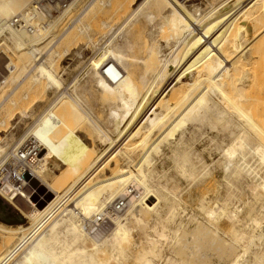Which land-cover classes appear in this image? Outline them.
I'll use <instances>...</instances> for the list:
<instances>
[{
  "label": "bare ground",
  "instance_id": "bare-ground-1",
  "mask_svg": "<svg viewBox=\"0 0 264 264\" xmlns=\"http://www.w3.org/2000/svg\"><path fill=\"white\" fill-rule=\"evenodd\" d=\"M24 1L25 0H0V35L7 32L9 35L8 41L18 55V58L16 57L17 60H14L12 57L8 56V54H5L8 61L5 65V69L1 72L3 77L0 76V97L4 96V99L10 98L17 88H19L17 87L19 85L16 84H20L21 82L23 86L26 80L30 79L33 85L38 84L39 86L42 81L46 80L47 90L49 92L55 89L58 90V88L61 89V80H59L58 75H56L54 64L52 62L48 64L47 58L44 57L46 53L43 54V52L45 49L49 48L52 50L56 38H59L56 34V27L59 24L62 25L63 21L73 16L70 9L74 8L73 6L78 0H75L74 4L73 2L69 4L68 10L60 11L61 13L59 12V15L55 13L50 14L49 11L51 10V6L48 4V0H31L28 8L18 14ZM87 1H89V6H87L88 9L80 15L81 17L88 14L92 9V4H96L99 1L101 2V0ZM134 1H136V3ZM152 1L154 2V0H151V2ZM155 1H157V6L158 4L162 5V0ZM172 1L174 3V5H172V10L166 16L164 22L159 26L161 33L167 35V37H165L167 42L165 49L151 38V41L149 40L150 43H146V46H144L145 48H143L144 53L142 57H130L120 52L121 47L119 48L116 44L115 46L118 47L120 51L117 48L118 52L115 53L111 48H108L106 56L103 54L105 57H102L101 61L99 59L100 62L95 70V76L92 74L93 77H95L94 79H96L95 82L99 85L97 88L99 87L104 93H110V97L113 95L121 102L120 107H118L120 104L117 107L114 105V108L112 106V112L110 111L114 123L112 132H103V130H100L97 123L89 119L93 122L92 127L96 130L99 141L101 140L103 143L107 144L104 150L97 151L88 134H85L87 139H84L76 132L70 130L65 133V137L62 139L55 137L51 140V138H48L45 131H52L53 127L62 121V118L55 113L57 112L55 111L56 105L52 106L55 103L53 102L51 105H48L49 107L46 106L47 109L45 108L46 110L44 112L42 111L43 113L40 112V108L38 109L41 115L39 118L37 117L38 119L36 121L34 120L30 132L20 139V144L19 146L17 145L18 147H16L15 151L11 152L10 150L12 148L8 153L5 151L6 155L3 156L6 157H2L4 158L3 160L6 161V165H1L3 160L0 161V198L3 199L7 205L13 206L18 210L29 220L30 225H21L13 228L0 224L1 239L7 244H12L14 242L5 252L0 253V264H8L10 258L14 257L13 255L19 252H21L22 255V258L19 256L21 261H15L13 264H110L106 259L100 262L97 260L98 263L92 259V256L89 261L86 260V257L85 260H82L84 254L87 252V244L90 245V248L93 249L96 254L97 252L100 254L101 251H104L105 253H110V256L116 259L115 261L121 262L123 260H130L132 258V247H137L138 245L136 242L130 244L132 246H125L124 244L126 242L129 243L133 237L134 228L145 222L144 214L149 213L156 221H160L164 217H167V221L169 220V222L177 223L178 217L185 212L179 213L180 204L178 203L175 206H168L169 197L165 194L167 193L165 192L166 187L160 186L161 184L155 185L153 183L154 178H156L154 176H158L156 173L157 171L151 170L149 167V172L147 171V174H143L135 169L134 160L130 155L132 152L136 151L137 148L134 142L142 139L146 143L148 141L146 129L155 124L156 121L162 120L167 116L160 117L161 114L155 112L152 117L149 118V122L143 124V121L139 118L141 115V103L147 101L148 97L158 95V103L162 111L174 110L171 109L168 103L170 98L166 97L168 100L163 103L162 91L164 92V89H167V91L171 93L170 96L173 97H177L178 95L181 96L183 94L182 92H184V89L181 88H184L185 86L183 87L182 85L186 84V82L183 81L185 80V70L176 66H172L170 70L167 67V63L170 58L183 48H192L193 44H191V38L195 31L189 26L191 21L190 18L195 19L194 16L204 15V18L208 21H214L218 25L216 27L212 26V31L217 29V27L222 28L224 37L228 41L230 39V34L236 33L235 31L238 29L237 24L241 22H243L241 24H244L245 21L243 18L246 14L248 15L250 9L256 5L264 6V0H223V2L217 4L218 6H211L204 10L198 8L194 11H190L189 9H192H188L190 4L188 6L186 4L190 0ZM133 2L135 6L139 0H133ZM144 3L145 0L141 5L133 9L132 13H129L131 14L130 17L132 20L134 19V22L130 21L134 23L133 25L136 23L135 19L138 21L142 17L150 21L153 20V14L145 13ZM109 4L110 2H108V5ZM125 4H127L125 0H118L117 5L118 7L120 6L121 10ZM156 4L153 3V5ZM123 9L125 10V7ZM28 12H31V17H28L25 22L27 25L34 27L33 32H30L29 29L24 27L15 28L10 26L12 18L26 15ZM216 14H219L218 18ZM44 18H47L49 21L44 22V24H41V22H39V24H37L38 22L36 23L38 20H42L43 22ZM126 18L128 17L126 16ZM64 23V25H66L67 21ZM197 23L198 22L195 21V24ZM248 23L249 22L246 21V25ZM103 25L107 26L106 29L109 30L106 22L105 24L103 23ZM109 26L111 27V25ZM111 28L110 30L113 32L114 30ZM69 35H71V33ZM218 39L220 40V36ZM238 39L240 41L239 50L241 52L247 51L250 39L244 41L242 34ZM58 41L57 43L60 42ZM205 48H207L208 53L204 51L203 60L207 58V54H210V48L208 46ZM239 50H231L233 58L238 54L237 52ZM56 54L59 55V52ZM234 61L235 60H233V62ZM233 64L236 65L235 62ZM183 82L185 84H183ZM196 84H198V82ZM36 85H34V87H36ZM188 85L189 84H186V87ZM12 86L13 89L11 88ZM192 86L195 85L191 83L189 87ZM189 87L187 89H189ZM237 90L236 93H239ZM63 92L57 91L58 94L61 93L59 96H61ZM186 95L183 96L186 98ZM28 97L29 96L25 94L24 98L28 99ZM242 97L243 95L240 93L239 98L242 99ZM71 98L72 97H70V100ZM202 98L204 99L205 96L202 95ZM30 101L33 103V99ZM196 102L197 106H199L198 101ZM200 103L202 104V102ZM207 103L209 106V101ZM189 106H191V104ZM196 107L191 106L189 110L187 109L188 113L191 115L196 113L195 111L199 109ZM204 108H206V106ZM214 108L216 107H212L211 110L208 109L210 113H212V109ZM235 109L236 107L234 111ZM237 109L236 111H238V113L242 111ZM79 110L86 114L84 109L79 108ZM172 111L170 112L172 113ZM25 112L26 111L20 112V114H25ZM221 112L224 113L223 111ZM109 113L108 116L110 117ZM180 114V118H182L184 114L182 112ZM209 115L210 114H208V117ZM14 116L15 115L10 111L7 118L13 117L14 120ZM238 116L240 117V115ZM243 116L246 115L244 114ZM21 117L23 118V114ZM248 117L246 116L248 121L246 124H250V128H256V125H254L253 121ZM217 118H219L218 115ZM221 118L223 117L221 116ZM10 120L11 119H9V121ZM221 120L226 119L224 117V119ZM185 121H188L187 118ZM0 124L3 126L6 125L5 117L4 121H0ZM249 131H238L240 133L235 131L237 134L232 135L231 141L229 140L230 143H227L222 152L224 157L223 165L225 171L232 177V185L236 187L237 181L239 182L238 179L241 178L242 184L247 186L246 188L253 190L251 192L254 194V201H251L250 198V201H248L249 203L245 202L244 204L242 203L243 201L239 199V201H236V198L232 194V197L226 198L227 201L218 198L216 204L214 202L215 205L207 206V198L202 199L199 208L202 212L204 211L206 213L205 215L208 216L209 222H201L195 216L189 215L190 218L187 217L188 222L186 224L181 220L182 222L177 224V228L175 227L176 229L170 230L174 235L172 237L173 242L170 245L171 251L173 254L177 255L179 259L178 257H176V259L168 258L165 264H264V229L261 228L260 225L264 220V206H256L258 203L261 205V201L264 198V143L262 141L259 142V140L258 142L252 140ZM257 132L258 135L261 133L264 138V133L261 130ZM85 135H83V137H85ZM53 142H56V144ZM166 142H168V140ZM190 142L191 141L186 140V138H181L178 143H176L175 147L173 146L170 158L175 165L173 167H176L177 171H179L178 173L181 174L183 178H191L188 179L190 181L194 179V183L196 179L199 180L197 177V175H199L198 173L204 169H208L209 166L206 165L205 162L203 163L202 159L198 156V152H194L198 154L196 157L194 156V158L197 159L199 166L196 165L197 163L195 164V162H193V150L191 149ZM141 143L142 142H140V144ZM1 151L4 150H0V154H2ZM59 163L67 168L61 175L59 174L57 179H55L56 181L52 183L48 178V174L52 169V167L50 169V166L54 164L57 166ZM108 171L111 173L110 177H106L105 183L101 188L95 189L92 176L102 173L106 175ZM205 173L207 174L208 172L205 171ZM203 175H200L202 178L199 176L201 178L200 180H203L209 173L204 175V177ZM36 180L39 182V187L43 186L47 189V192L42 194V199H47L52 195L46 205L41 201L35 202L31 200L27 195L28 189L33 187ZM235 190L239 191L238 189ZM233 197L235 198L233 199L234 202H232ZM21 199H25V201L29 203L30 208L28 207V210L23 209L20 204H18ZM69 202L70 205H67ZM164 203L167 205L163 206L162 204ZM238 203H242V205H238ZM165 213L166 215H164ZM183 217L185 216H182V218ZM93 220H95L99 226L95 232H91L87 227L90 221ZM106 220L107 224L103 225V222ZM223 223L228 224L229 227H223ZM164 230L161 232L160 237L166 238L167 232ZM149 244L153 245L154 242L152 243L151 241ZM158 244L159 243L150 246L148 252L159 253L160 246ZM96 254L94 256H96ZM144 257L145 255L143 258ZM109 258L110 257H108V259ZM149 260L151 259L147 258L144 262L141 261L140 264H153Z\"/></svg>",
  "mask_w": 264,
  "mask_h": 264
},
{
  "label": "rangeland",
  "instance_id": "rangeland-1",
  "mask_svg": "<svg viewBox=\"0 0 264 264\" xmlns=\"http://www.w3.org/2000/svg\"><path fill=\"white\" fill-rule=\"evenodd\" d=\"M71 1L74 4L75 0H70L69 2ZM30 2L31 0H25L24 4L22 5V8L18 11V14L21 11L28 8ZM108 2H110L109 5ZM126 2L127 4L124 5L125 10L123 9L124 7L121 10L120 6L118 7L119 4L117 5L118 0H101V2L99 1L96 4H92L93 5L92 9L84 17H81L80 15L88 9L87 6H89L88 5L89 1L78 0L75 2L73 6L74 8L70 9L73 16L70 17L69 19L67 18L68 20L63 21L62 25L59 24L56 27V34L58 35L59 38H56L55 40L56 42L55 41L54 42L57 46L53 44L52 50H50L49 48V49H45V51L43 52V54L46 53L44 57L47 58L48 64H50V62L54 64V69H56L55 71L56 75H58L59 80H61L60 81L61 89L58 88V90L60 92H63L64 90L63 92L64 95L62 94L61 96H59L61 93L58 94L57 93L58 90L56 89H55L56 92L55 90L49 92L47 90L46 80L42 81L41 82L42 85L40 84V86L38 84L37 85L34 84L36 85V87H34L33 82L30 79V80H26L23 86L21 82H20L21 85L16 84L19 85L17 86L19 88H17V90L13 93L12 96H10V98L4 99V96L0 97V111H1L0 121H4V117L6 120V125L3 126L0 124V150L2 149L4 150L1 151L2 154H0V159H1L0 161L4 159L3 157H6L3 155H6V152L8 153V151L11 148H12L10 150L11 152L15 151L16 147H18L20 144L19 143L20 139L24 135L29 133L30 130L32 129L31 126H33L34 120L36 121L41 115V113H43L47 109L46 106L49 107L48 105H51L53 102L55 103L52 106L56 105L55 108L56 109L58 108L57 110L55 109V111H57L55 113L57 116H60L62 118V121L61 123L56 124L55 127H53L52 131L50 132L45 131L46 136L48 138H51V140L54 139L55 137L62 139L63 137H65V133H67L70 130L76 132L80 137L84 139L85 138L87 139L85 134H88V136L92 140V143H94L95 149L97 151L98 150L102 151L106 148L107 144L103 143L101 140L99 141L96 130L92 127L93 122H91V120L97 123L98 127L100 128V130H103V132L104 131L112 132L114 129L113 127L114 123L112 121L110 114L112 112V109L114 108V105L115 107H117L120 104L118 106L120 107L121 102L113 95L110 97L111 95L110 93H106V92L104 93L99 87L97 88V86L99 85H97V82H95L96 79H94L95 77H93V75L95 76L96 73L95 70L97 69L98 64L101 61L102 57L104 58L106 56V52H108L107 50L108 48L109 49L111 48L116 53L121 47V51L120 50L119 51L127 56L142 57L143 56L142 54L144 53L143 48H145L144 46H146V43L149 44L151 38H153L157 43L162 45L163 49H165L167 45L165 37H167V35L166 34L163 35V33H161V31L159 30L160 29L159 26L164 22V19L172 10V5H174L172 0H162L161 1L162 5L158 4V6L156 4L157 1L155 0L154 2L153 1L151 2V0L150 1L145 0L144 3L145 6L143 5L145 9V13L153 14V20L150 21L145 17H142L138 21H136L135 19V22L136 23L139 22V23L138 24L135 23V25H133L134 19L132 20V18L130 17L131 14L129 13H132V10L137 8V6L141 5V3L144 2V0H139V2H137V5L135 6L134 4L136 3V1H134L135 2L134 3L133 0H128V1L125 0V3ZM220 2H223V0H190L186 4L187 6L190 4L188 6V9L192 8L189 10L194 11L195 9L198 8H202V10H204L211 6H218L217 4ZM153 3L156 5H153ZM126 16L130 19L126 18ZM218 16L219 14H216L217 18ZM194 17L195 19L190 18L191 21L189 23V26H191V28L194 29L195 31L193 37L191 38V44H193L192 48L188 49L189 47H185L182 50H180L177 54H175L172 58L168 60L167 67L170 70L172 66L183 68L185 70L184 73L186 72V74L184 75L185 80L183 81L189 85H191L192 83L193 85H195L192 87L197 89L189 87V85L186 87V84L183 82V84L185 85L182 86L185 87L184 88L180 87V88L184 89V92H182L183 93L182 95L180 94L181 96L178 95L177 97L170 96L171 93L167 91V89H164V92L162 91V98L164 99L163 103H165L166 100H168L167 98H170L168 103L171 109H174L173 111L165 110L167 114L165 111H162V108L159 107L160 104L158 103V95L154 97H148L147 101L141 103V115L139 116V118L140 120L143 121V124H147L149 122V118H151L155 112L160 113L161 114L160 117H165L166 115L167 116L162 120L156 121V123L151 125L150 127L148 126L149 128L146 129L148 135L147 138L148 144L147 142L145 143L142 139L135 141L134 144L137 147L136 151L130 154L131 158L134 160L135 169L138 172L147 174L150 168L151 170L157 171L156 173L158 174V176L157 175L154 176L156 178H154L153 183L155 185L161 184L160 186L166 187L165 192L167 193L165 194L169 197V202H170V203L168 202V206H175L178 203L180 204L178 210L179 213H182L184 211L185 212L178 217L177 223L175 222L172 223L171 221L170 223L169 220L167 221V217H164L160 221H156L154 217L151 216L149 213L144 214L145 222L141 223V225L138 226L135 225L137 227L134 226L135 228H134L133 237L131 238L129 243L126 242L124 244L125 246H132L130 244L136 242L138 245L137 247H132V258L130 260H123L121 262L115 261L116 259L112 258V256H110L111 255L110 253L108 254V252L105 253L104 251L103 252L101 251L100 254L99 252H97L96 254L94 250L90 248L89 244H87L88 246L86 245V247H88L86 252L87 255L84 254L83 257L84 259L82 258V260H85L86 257V260L89 261L91 260V256H92V259H94L96 262L98 261L100 262L102 260L105 261L106 259V261L110 264H140L141 261L144 262L148 258L151 259L149 261H151L153 264H165V261L168 258L176 259V257H178L177 255L173 254L170 247V245L173 242L172 237L174 236L173 232L171 231L175 227L177 228V224H179L182 221L186 224L188 222L187 217L190 218L189 215L195 216L201 222H206V221L209 222V218H207L208 216L205 215L206 213L204 211L203 213L202 210L199 208L202 199L207 198L208 201V203H206L207 206L215 205L216 200L218 198L223 201L224 200L227 201L226 198L232 197V194L236 198V201L241 200L243 201L242 203L244 204L245 202L247 203L248 201H250V198L251 201H254L253 200L254 194L251 192L253 190L250 188H246L247 186H244V184H242L241 178L238 179L239 182L237 181L238 184L236 183V187L232 185L233 184L232 177L228 172L225 171L223 165L224 157L222 150L224 147H226L227 143H230L233 134L240 133L238 131H245V130L249 131L250 129H253L249 127L250 126L249 123H248L249 125L246 124L248 122L246 116L247 117L249 116L248 118H250L253 121L254 125H256L255 127L257 128L250 130L251 132L249 131L250 135L255 138L254 139L251 137V139L257 142L259 140V142L262 141L264 143V138L261 135V133L259 132L260 135L257 134L258 133L257 131L260 130L264 133V6L262 5L253 6L250 9L248 15L246 14V16L243 18L245 21L244 24H241L243 22L237 24L238 29L235 31L236 33L230 34V39L228 41L224 37L222 28L217 27V29L213 30L214 32L212 31L211 28L216 27L218 25L217 23H215L214 21L213 22L208 21L206 18H204V15L194 16ZM123 20H125L126 22ZM48 21L49 20H47V18H44L43 22L42 20L41 21L38 20L36 21V23L38 22L37 24H39V22H41V24H44V22H48ZM66 21L67 24L64 25L65 24L64 22ZM130 21L133 22L131 23ZM195 21H197L198 23L195 24ZM246 21L249 22L250 24L248 23L246 25ZM105 22L107 23L109 30L106 29L107 26L103 25V23L105 24ZM109 25H111L112 28ZM109 27L113 29L115 32L114 31L111 32L112 30H110ZM66 29L67 31L65 32ZM107 32L110 37L107 35ZM70 33L71 35H69ZM241 34L244 37V41L246 39H250L249 40L250 43L247 48V51L244 52H241L239 50L240 41L238 37ZM219 36H220V40L218 39ZM8 37L9 35L7 34V32H4L3 34L0 35V72H2L5 69V65L7 64L8 61L6 57L7 54L8 56L12 57V59L14 60H17L18 58V55L15 52L16 50L14 51L13 47H11L12 45H10L8 41ZM57 41L59 43H57ZM115 45L118 46L119 48L116 47ZM207 46L210 48V54L209 55L207 54V58L203 60L202 57H203V53H205L204 51L208 53L207 48H205ZM54 48L57 50V52ZM232 49L239 50L237 52L238 54L234 57L235 59L232 56V51H231ZM58 52L59 55L56 54ZM103 54L105 56H103ZM233 60H235L234 62L236 65L233 64L234 63ZM197 82L198 84H196ZM188 87L189 89H187ZM11 88L13 89V86ZM235 89L236 90L238 89L237 92L239 91V93H236ZM187 91L190 93H188ZM240 93L243 95L242 99H240L241 97L239 98ZM25 94H27L30 98L28 97V99H25L24 98ZM67 95L72 97L71 100L70 97H68ZM183 95H186V98ZM202 95L205 96L204 99L206 102L202 98ZM183 98L185 101L183 100ZM250 98L253 100H251ZM29 99L30 100L33 99V103ZM207 99L210 104L209 106L207 103L208 102ZM192 100L194 103L192 102ZM196 101H198L199 106H197ZM200 102H202V104ZM190 104L191 106H195V107L197 106L196 107L197 109L199 108L198 110L195 111L196 113H194L193 115L188 113L189 108H191V106H189ZM232 104L234 105L237 104V105L234 106ZM205 106L206 108H204ZM211 106L216 107L212 109V113H210V110L212 108ZM26 107H29L30 110L29 108ZM235 107L236 109L238 108L237 110H242L241 111L242 113L240 111L238 113L236 109L234 111ZM79 108L84 109L86 111V114L82 113L79 110ZM38 109L40 110L41 113L39 112ZM220 110L223 111L225 114L222 113ZM10 111L15 115L14 120L13 117L7 118ZM23 111L26 112L25 114L22 113L23 114V118H22L21 117L22 114H20V112ZM170 111H172V113ZM181 112L184 114V116L186 115L185 118L183 115L182 118H180ZM108 113L110 117L108 116ZM208 114H210L209 117ZM241 114L243 115L245 114L246 116H243ZM217 115L219 118H217ZM220 115L223 118H221ZM238 115H240V117L244 121ZM224 117L226 120H221L224 119ZM186 118L188 121H185ZM9 119L11 120L9 121ZM87 129H89L90 131ZM83 135H85V137H83ZM181 138L183 139L186 138V140L191 141L190 142L191 149L193 150L192 159L194 158V156L196 157L199 154L198 156L202 159L203 163L205 162V164L209 166L208 169L206 170L204 169L206 172L209 173V175H207L208 173L206 174L205 171L202 170L200 173H198L199 175H197L199 180L196 179L197 180V181L195 180L196 183L195 182L193 183L194 179H192L193 181H190L188 179L191 178H185V177L183 178L182 175L178 173L179 171H177V168L173 167L175 165L173 164V161L170 158L172 155L171 150L173 149V146L175 147L176 143H178V141ZM165 140L166 141L168 140V142H166ZM139 141L142 143L140 144ZM53 143L56 144V142ZM194 152L195 153L198 152V154H195ZM147 158H149L150 160ZM193 160H194L193 162H195V164L197 163L196 165L199 166L197 159L194 158ZM1 165L5 166L6 161L3 160ZM55 166H56L55 164L53 166H50V169L51 167L52 169L51 172H49L48 174L49 181L52 183L55 182L57 176H59V174L61 175L62 172L67 168L64 167V165L61 163H59L56 167ZM202 173L203 174L205 173L204 175H207L205 176L206 178ZM110 175L111 173L109 171L106 173V175H104L103 173L99 175H93L92 179H93V183L95 184V189L101 188V186L105 183L106 177H110ZM200 175L201 176L203 175L204 177L203 180H200L202 178ZM235 189H238L239 191H236ZM27 192H28L27 195L28 197H30L31 200H34L35 202L41 201L44 205L47 204V201L52 196L50 195L47 199L41 198L42 194L47 192V189L43 186L39 187V182L37 180L33 184V187H31V189L29 188ZM234 197L232 198V200L235 199ZM263 199L261 201L262 202L261 205L260 203H258L256 204V206L257 205L264 206ZM232 202H234V200ZM242 203L241 204L238 203V205H242ZM18 204H20V206L25 210H28L30 208L29 203H27L25 199H21L18 202ZM67 205H70V202ZM162 205L166 206L167 204L164 203ZM164 215H166V213ZM182 216H185L183 217L185 220L182 218ZM0 224L4 226L6 225V227H13V228L19 227L21 225H27V226L30 225L28 219H26L13 206L7 205L5 201H3V199L1 198H0ZM260 225L261 228L264 229V220L261 222ZM223 227H229V226L228 224L223 223ZM163 230L169 233V234L166 233L168 238L160 237V234ZM147 236L150 237L148 238ZM149 240H151L152 243L154 242V244L150 245L149 243H151V241ZM13 243L7 244L6 242H4L3 239H1L0 236V248H1L0 253L5 252L11 245H13ZM157 243H159L158 245L160 246V252L159 253L148 252V248L150 246H154ZM92 251L96 254V256H94L95 254ZM16 254L13 255L14 257L10 258L9 260L10 262L8 261V264H13L15 261H21L22 258L21 252H19L17 255ZM89 255H90V259H89ZM144 255L145 257L143 258ZM19 256H21V258ZM108 257L110 258L108 259Z\"/></svg>",
  "mask_w": 264,
  "mask_h": 264
},
{
  "label": "built area",
  "instance_id": "built-area-1",
  "mask_svg": "<svg viewBox=\"0 0 264 264\" xmlns=\"http://www.w3.org/2000/svg\"><path fill=\"white\" fill-rule=\"evenodd\" d=\"M69 1L70 0H48L49 2L48 4L51 6V10L49 11L50 14H54V13L58 14L60 11L68 10L69 4L72 3V1L71 2ZM31 12L26 13V15L15 16L14 18L11 19L10 26L15 28L24 27L29 29L30 32H33L34 27L31 25H27L25 22L28 17H31ZM0 76L3 77L1 72H0ZM105 224H107V220L103 222V225ZM87 227L91 232H95L99 228L95 220L90 221V224L87 225Z\"/></svg>",
  "mask_w": 264,
  "mask_h": 264
}]
</instances>
